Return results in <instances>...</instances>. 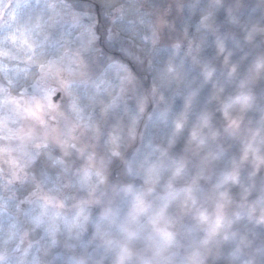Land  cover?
<instances>
[{
  "label": "clouds",
  "instance_id": "obj_1",
  "mask_svg": "<svg viewBox=\"0 0 264 264\" xmlns=\"http://www.w3.org/2000/svg\"><path fill=\"white\" fill-rule=\"evenodd\" d=\"M0 264H264V0H0Z\"/></svg>",
  "mask_w": 264,
  "mask_h": 264
}]
</instances>
